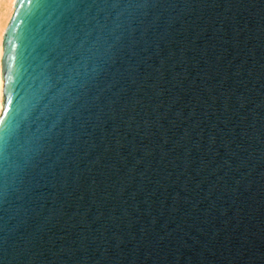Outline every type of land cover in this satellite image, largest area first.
Returning a JSON list of instances; mask_svg holds the SVG:
<instances>
[{
  "label": "water",
  "instance_id": "obj_1",
  "mask_svg": "<svg viewBox=\"0 0 264 264\" xmlns=\"http://www.w3.org/2000/svg\"><path fill=\"white\" fill-rule=\"evenodd\" d=\"M13 21L57 78L0 264H264V0H17L3 52Z\"/></svg>",
  "mask_w": 264,
  "mask_h": 264
},
{
  "label": "snow or ice",
  "instance_id": "obj_2",
  "mask_svg": "<svg viewBox=\"0 0 264 264\" xmlns=\"http://www.w3.org/2000/svg\"><path fill=\"white\" fill-rule=\"evenodd\" d=\"M15 27L13 21L6 33V37H12L6 38L7 51H0V168H3L5 175L11 171L13 179L18 169L27 163L34 145L43 138L32 132L35 122L33 117L39 120L45 116V111L40 110L41 105L45 96L54 88L53 81L57 78L48 71L50 65H37L32 56L17 51L15 40L18 38L13 31ZM80 48L82 49L83 45ZM110 50L111 48H108L96 56L97 62L91 72L88 71L87 64L84 65L83 71H76L75 76L82 80L80 88L86 86L99 66L107 63ZM61 70L57 69L58 72ZM75 83L74 79H69L58 96H63ZM52 99L56 100L57 97ZM43 107L47 109L48 105L44 104Z\"/></svg>",
  "mask_w": 264,
  "mask_h": 264
},
{
  "label": "bare ground",
  "instance_id": "obj_3",
  "mask_svg": "<svg viewBox=\"0 0 264 264\" xmlns=\"http://www.w3.org/2000/svg\"><path fill=\"white\" fill-rule=\"evenodd\" d=\"M16 3L17 0H0V51L3 48L5 29Z\"/></svg>",
  "mask_w": 264,
  "mask_h": 264
}]
</instances>
